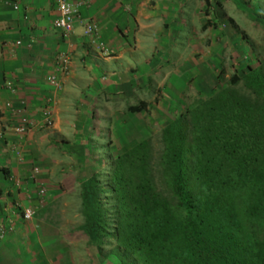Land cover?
<instances>
[{
  "label": "trees",
  "instance_id": "16d2710c",
  "mask_svg": "<svg viewBox=\"0 0 264 264\" xmlns=\"http://www.w3.org/2000/svg\"><path fill=\"white\" fill-rule=\"evenodd\" d=\"M89 129L77 231L97 264H264L263 66L170 117L158 149Z\"/></svg>",
  "mask_w": 264,
  "mask_h": 264
},
{
  "label": "crops",
  "instance_id": "0c3cea01",
  "mask_svg": "<svg viewBox=\"0 0 264 264\" xmlns=\"http://www.w3.org/2000/svg\"><path fill=\"white\" fill-rule=\"evenodd\" d=\"M67 1L76 4L82 0ZM233 1L88 0L80 6L74 31L66 39L53 27L58 0H0V225L9 221L14 225L13 231L0 238V264H97L86 236L81 247L82 236L77 229L82 222L75 225L74 219L80 216L79 174L90 156L83 135L86 126L82 125L90 121L84 115L87 108H104L98 105V99L102 97L108 103V88L117 90L123 87L119 83L136 81L143 74H161L162 68L156 70L162 67L156 51L174 46L181 37L187 27L184 16L188 5H192L193 18L186 36L187 50L197 19H203L201 30L209 31L224 5ZM211 17L213 20H209ZM90 22L97 25L99 40L112 56L102 54L84 36ZM173 24L179 29L175 30ZM17 41L22 45H15ZM135 51L144 60L132 68L127 60L125 67L126 56L132 58ZM147 51L152 53L148 55ZM60 52L70 53L72 69L69 75H60L63 88L54 93L46 78L55 72ZM103 74L108 83H103L102 77V85L95 84L97 90L84 85L96 82ZM9 83L15 92L7 88ZM83 89H91L88 107L83 104L82 98L88 96ZM48 99L52 100L53 126L23 137L16 135L18 118L14 111L24 109L39 119ZM9 102L13 109L6 107ZM17 150L22 152L23 161L18 159ZM35 166L40 174L31 182L28 175ZM11 177L21 178L23 188L15 189ZM40 185L47 189L46 203L31 223H25L21 210L35 205Z\"/></svg>",
  "mask_w": 264,
  "mask_h": 264
},
{
  "label": "rangeland",
  "instance_id": "374dc122",
  "mask_svg": "<svg viewBox=\"0 0 264 264\" xmlns=\"http://www.w3.org/2000/svg\"><path fill=\"white\" fill-rule=\"evenodd\" d=\"M224 7L219 17L209 19L216 21V25L211 24L209 31H202L200 27L203 19L200 22L197 19L193 42L187 50L186 36L193 18L190 14L192 5H188L184 16L187 27L181 37L174 42V46L156 51L159 52L158 61L162 62V67L156 70L162 68L161 74H143L136 77V81L119 83L123 87L117 90L115 87L108 88V103L102 97L98 99V105L102 104L104 108H97L96 105L88 107L86 102H91V89H83L85 94L88 92V96L82 98L84 106L88 107L84 115L90 121L93 119L90 129L87 128L88 123L82 122L89 129L88 132L98 139H109L113 148L117 146L123 149L142 138H151L158 149L161 130L170 117L191 106L195 98L208 96L213 87L227 84L233 75L243 77L249 68L264 67V1L235 0ZM177 24H173L175 30L179 29ZM207 38L209 40L206 43ZM151 53L147 51L148 55ZM133 54L132 58L128 57L129 54L126 56L125 67L128 65L127 60L131 68L144 60L138 52ZM155 68L152 67L153 70ZM102 77L108 80L107 75L103 74L98 76L96 82H86L84 85L90 84L92 90H97L95 84L102 85ZM140 101H144L147 108L141 113H128L127 108ZM74 219L77 220L75 225L83 222L81 215ZM78 234L82 236L80 245L83 247L86 237L82 232ZM113 262L117 261L111 257L106 264Z\"/></svg>",
  "mask_w": 264,
  "mask_h": 264
},
{
  "label": "built area",
  "instance_id": "2783aa9c",
  "mask_svg": "<svg viewBox=\"0 0 264 264\" xmlns=\"http://www.w3.org/2000/svg\"><path fill=\"white\" fill-rule=\"evenodd\" d=\"M88 0H82L79 3H70L67 0H58V16L53 22V27L61 32L64 38L68 39L70 35L73 33L76 21L79 16V8L83 4H85ZM14 9L18 10L19 6L14 4ZM84 36L86 39L94 45L102 54L109 55L110 51L108 47L100 42L98 27L95 23L90 22L85 26ZM15 45H22L21 41H17ZM72 69V57L69 52H60L56 57V70L54 73L50 74L46 78V83L53 90L54 93L61 91L62 84L60 81V75H69ZM103 80H107L105 77ZM7 88L11 92H15L14 87L9 83ZM8 109H13L12 104L9 102L6 104ZM14 114L18 118V123L14 128V132L18 136H26L30 132L36 129H45L51 128L54 124L53 118V107L52 100H46L44 107L41 111V117L39 119H34L25 112L24 109H18L14 111ZM16 155L20 161H23L22 152L17 150ZM40 174V168L35 166L32 169L31 174L28 175V180L34 182L36 180L37 175ZM11 182L15 189L23 188V181L21 178L11 177ZM46 192L47 189L45 186L40 185L36 190V203L35 205H29L27 207L22 208L20 217L22 221L25 223H31L37 211L40 208H43L46 203ZM17 207L20 206V203L16 204ZM14 230V225L12 222L9 223H1L0 225V238L3 239L9 232Z\"/></svg>",
  "mask_w": 264,
  "mask_h": 264
}]
</instances>
